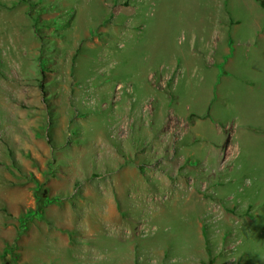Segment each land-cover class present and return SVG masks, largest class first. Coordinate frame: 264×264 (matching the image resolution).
<instances>
[{
	"label": "rangeland",
	"instance_id": "374dc122",
	"mask_svg": "<svg viewBox=\"0 0 264 264\" xmlns=\"http://www.w3.org/2000/svg\"><path fill=\"white\" fill-rule=\"evenodd\" d=\"M222 76L264 82V0H0V264H264Z\"/></svg>",
	"mask_w": 264,
	"mask_h": 264
},
{
	"label": "crops",
	"instance_id": "0c3cea01",
	"mask_svg": "<svg viewBox=\"0 0 264 264\" xmlns=\"http://www.w3.org/2000/svg\"><path fill=\"white\" fill-rule=\"evenodd\" d=\"M218 81L217 86L218 88L222 87L225 83L229 82V88L227 89L226 94V100L230 101V94L236 93L237 95V101H236V121L244 128V133H248L251 135H254L255 138H263V137H257L260 134L264 136V114H260L257 117V113L251 112L247 115V112H243L239 105V97L240 93L246 96H249V94L255 92V91H261L264 92V82H261L257 79H251L247 78V76H241V77H229V76H222L216 78ZM221 91V90H219ZM213 94H211L212 96ZM221 95V94H220ZM239 96V97H238ZM219 97V93H218ZM209 102V99L207 98V101L205 102V105ZM197 111V110H196ZM199 112V111H198ZM210 114V112H208ZM210 115H207L209 117ZM262 117V118H261ZM205 120V119H203ZM206 120H209L212 123L221 124L226 121L224 111L217 108V110H214L211 106V118H208ZM249 126H252L254 128V131L249 130Z\"/></svg>",
	"mask_w": 264,
	"mask_h": 264
},
{
	"label": "trees",
	"instance_id": "16d2710c",
	"mask_svg": "<svg viewBox=\"0 0 264 264\" xmlns=\"http://www.w3.org/2000/svg\"><path fill=\"white\" fill-rule=\"evenodd\" d=\"M209 115V113L206 114V116ZM44 206H40L39 208L37 209H29L28 213L24 216V222L26 221H29L31 220L32 218L36 217V216H39L41 217V214H42V210H43Z\"/></svg>",
	"mask_w": 264,
	"mask_h": 264
},
{
	"label": "bare ground",
	"instance_id": "6f19581e",
	"mask_svg": "<svg viewBox=\"0 0 264 264\" xmlns=\"http://www.w3.org/2000/svg\"><path fill=\"white\" fill-rule=\"evenodd\" d=\"M168 216H169V214L168 213H165L164 216H163V218H166Z\"/></svg>",
	"mask_w": 264,
	"mask_h": 264
}]
</instances>
